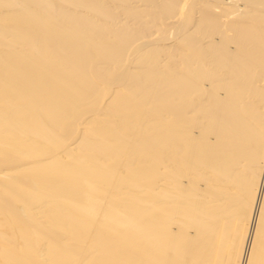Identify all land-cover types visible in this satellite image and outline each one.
I'll return each instance as SVG.
<instances>
[{
	"label": "bare ground",
	"instance_id": "bare-ground-1",
	"mask_svg": "<svg viewBox=\"0 0 264 264\" xmlns=\"http://www.w3.org/2000/svg\"><path fill=\"white\" fill-rule=\"evenodd\" d=\"M0 264H264V0H0Z\"/></svg>",
	"mask_w": 264,
	"mask_h": 264
}]
</instances>
